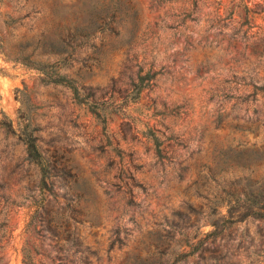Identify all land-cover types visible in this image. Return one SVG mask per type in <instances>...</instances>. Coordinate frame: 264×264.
<instances>
[{"label": "rangeland", "instance_id": "374dc122", "mask_svg": "<svg viewBox=\"0 0 264 264\" xmlns=\"http://www.w3.org/2000/svg\"><path fill=\"white\" fill-rule=\"evenodd\" d=\"M148 69L137 96L130 84ZM261 87L264 0H0V121L16 130L0 126V208L12 206L0 235L13 230L0 264H24L23 248L36 264H264L260 220L202 259L173 253L174 222L210 231L226 192L264 188ZM25 123L54 175L43 215L54 233L24 232L40 199Z\"/></svg>", "mask_w": 264, "mask_h": 264}, {"label": "trees", "instance_id": "16d2710c", "mask_svg": "<svg viewBox=\"0 0 264 264\" xmlns=\"http://www.w3.org/2000/svg\"><path fill=\"white\" fill-rule=\"evenodd\" d=\"M31 64L39 70H43L41 62H31ZM156 72H150L146 70L144 72H137L136 78L130 84L132 93L137 96L142 92L144 87L150 83L155 78ZM47 82H52L55 84H62L72 92L77 95L79 94V88L75 84V80L68 78L66 76H57L52 78L51 76L46 75ZM264 88V87H261ZM130 93V94H132ZM129 96L125 94L122 98L125 102V99ZM101 113V112H100ZM98 113L97 116L100 118L101 114ZM104 113V112H103ZM103 125L106 124L107 118L104 116L101 117ZM0 126L8 133L16 134V130L12 126V122L3 115L2 120L0 121ZM19 139L22 141L25 146V151L27 158L36 164L39 172V181L37 184V191L40 199L35 202L33 209L29 214V220L26 224V229L28 232L38 233L36 230V225H40L42 229H46L50 233H54L57 230L58 225L52 219L43 220V215H49V210L46 208L44 201L48 196L55 195V183L54 175L52 170H50V163L41 153L39 146L37 144V135L35 134V128L31 127L29 123H25L21 126L20 132L17 134ZM2 193L0 197H2ZM227 200L223 204L225 207V212L221 213L218 211L219 207L222 204H215L211 208L209 213L208 223L212 227L210 231L201 233L199 232V227L195 226L194 223L189 222L188 218L185 216L184 219H180L178 222H174V226L179 228V231L182 235V239L176 241L178 245L176 250H173V253L178 255L179 260H185L189 257H197L202 259L204 253L208 250L209 244L214 243L216 240L222 239L225 235L230 234L231 229L235 227L238 223H242L251 220H260L264 221V188H249L247 190L238 191H228L226 192ZM12 206L7 205L0 208V212L3 211V223L7 224L9 220V214L12 211ZM46 223L45 225L43 223ZM1 225V224H0ZM29 226L31 229L29 230ZM64 226V224H63ZM28 228V229H27ZM12 231L9 232V235L5 237V232L0 235V241L3 239L8 240L12 236ZM189 232H193L192 234ZM171 237V236H170ZM173 237V236H172ZM172 239V238H171ZM183 242V244H181ZM73 246H77L78 243L74 240L72 243ZM185 246L188 250L179 251L182 246ZM23 263L24 264H36L34 261L35 255L37 252L32 253L30 250L23 248ZM2 256L0 255V262ZM200 264V263H197Z\"/></svg>", "mask_w": 264, "mask_h": 264}]
</instances>
